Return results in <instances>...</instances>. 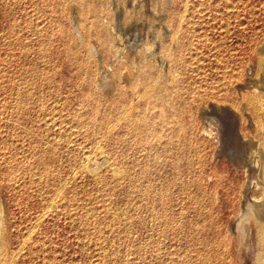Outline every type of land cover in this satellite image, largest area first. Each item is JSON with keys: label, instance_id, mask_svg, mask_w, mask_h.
<instances>
[{"label": "rangeland", "instance_id": "obj_1", "mask_svg": "<svg viewBox=\"0 0 264 264\" xmlns=\"http://www.w3.org/2000/svg\"><path fill=\"white\" fill-rule=\"evenodd\" d=\"M11 2L18 35L37 61L29 86L17 64L2 65L9 41L17 50L20 41L8 34ZM73 2L82 0H0L4 264H256L254 229L240 245L235 227L246 173L215 156L219 141L204 136L199 114L211 101L241 103L247 91L238 86L259 65L264 0H173L172 42L157 31L168 67L106 56L110 93L86 51L95 37L82 41L70 24ZM88 155L109 161L83 172Z\"/></svg>", "mask_w": 264, "mask_h": 264}, {"label": "bare ground", "instance_id": "obj_2", "mask_svg": "<svg viewBox=\"0 0 264 264\" xmlns=\"http://www.w3.org/2000/svg\"><path fill=\"white\" fill-rule=\"evenodd\" d=\"M172 2L173 0H82L81 4L77 2L76 3L73 2L72 4L68 3L70 4V8H69L70 19H71L70 24L72 23V26H73L72 28H74L77 34L81 36V40L84 41L87 35L91 34L95 37L97 41V45H92L93 43L87 45L86 51L92 54V58H93L92 63L97 64V66L99 67L98 70H100V72L102 71L101 75L98 72L100 75L99 84L101 85L102 89L109 92L113 88L112 83L107 80L109 78L108 77L109 74L108 72H106V66L104 65V57L106 56H111L112 58H114V60L112 61H115L117 63L122 64L125 61L126 66H129V64H133V62L136 64V66H139L140 60L144 59L145 61L148 62L147 64L149 67L163 65V68H164V66L166 65L165 63L167 61L164 62L163 60L164 58L162 57L163 59H161L160 57L161 55L158 54L159 46L162 44L160 42L161 39L158 36L157 31L160 29L162 31L161 33H163L162 35L166 38H169V41L172 42V36H171L172 32L170 29V19H169V14L171 11L170 5ZM5 10L7 12V15L10 18V25L8 26V34L10 37L14 35L17 36L20 41H17L16 43L18 50L14 49L15 43H13L12 41H9V44H8V50H9V60L8 61L9 62H2V65H4L7 68H12L18 65L19 70L21 71L20 76H22L23 78L22 82L24 83V85L25 86L33 85L35 83L34 77L37 76V74L39 73L38 68L35 66L36 65L35 63H37V61L30 54L29 48L25 46L26 44L24 43V41H22L23 38L18 35V32L20 31L22 27H21V24H19V22L17 21V17L15 19V16L17 14L15 3L11 2L8 5V7H6ZM52 18H54L53 15H52ZM178 20L180 21V19ZM78 37H77V40H78ZM174 43H176V41ZM80 46H83V44ZM173 48H175V46ZM259 52H260V57L258 60L259 65H258L257 73H256L255 68H250L249 73H248L249 75L248 83L241 84L238 86L242 90L247 91L246 94L242 97L241 103L239 104L238 103L239 101H238L237 103L239 105H236L235 107L234 106L231 107L232 103L231 105H229L228 103L229 105L228 106V105H224L225 103L218 104V103H214L213 101H211L212 103L209 106L207 104L208 106L207 108L205 109L202 108L203 110L201 111V114L199 115H201V118L203 119L202 122H204L202 123L204 124V132L206 133V135L203 133L204 136H207V135L208 137L215 136V138H217L219 141V142H216L214 141L215 139L213 140L214 143L216 144L219 143L218 145L219 149H217L218 151H216L217 153L216 155L215 154L214 155L217 158H221L225 156L226 158L232 161V163L237 169L242 167L244 169L243 170L244 173H246L245 176H246L247 184H245L246 190H245V198H243L244 203L242 205L240 217L237 220L235 227L236 229H240L241 231L240 245H243V242L246 240V234H248L247 229L249 232L253 231L251 229H254L255 232L254 231L253 232L255 233V243L253 244L255 245L253 246V248L255 250V256H256L255 263L264 264V42L261 43L259 47ZM159 71H161L160 68H159ZM9 74L11 75L10 77H12L13 73L10 72ZM1 75L3 74H0V77ZM88 77L90 80L89 84L92 85L93 81H92L91 75L88 74ZM0 80L2 81V78H0ZM113 82L115 81L113 80ZM151 84H153V82ZM12 87H13V82L11 81L8 83L6 88L7 90H11ZM163 88H164V85H163ZM31 96H34V95H31ZM139 97H137V99H139ZM123 114L121 116H123ZM244 120H246V126H247L246 129L243 127ZM209 140L211 139L209 138ZM157 153H159V151ZM91 155H88L86 163L82 166L81 170L83 172H89L91 174H94L100 169H102L103 166H106L109 160H103L104 159L103 158L102 161H97L95 158L91 157ZM121 163L123 164V162ZM251 188H254L258 193H256V195H254L255 193L252 194L250 192ZM5 206H6L5 202L2 199H0V264L5 263L4 259L6 257L5 256L6 255L5 245H6L7 236L5 233L6 232V228H5V209L6 207ZM148 212H151V210ZM245 223H250L248 228H246Z\"/></svg>", "mask_w": 264, "mask_h": 264}]
</instances>
